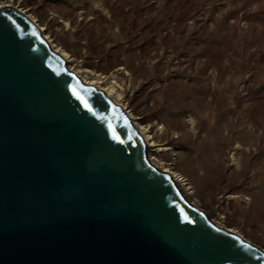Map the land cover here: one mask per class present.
Segmentation results:
<instances>
[{"label":"water","instance_id":"obj_1","mask_svg":"<svg viewBox=\"0 0 264 264\" xmlns=\"http://www.w3.org/2000/svg\"><path fill=\"white\" fill-rule=\"evenodd\" d=\"M0 264H264V251L189 203L126 112L3 5Z\"/></svg>","mask_w":264,"mask_h":264},{"label":"rangeland","instance_id":"obj_2","mask_svg":"<svg viewBox=\"0 0 264 264\" xmlns=\"http://www.w3.org/2000/svg\"><path fill=\"white\" fill-rule=\"evenodd\" d=\"M20 2L119 84L209 219L264 251V0Z\"/></svg>","mask_w":264,"mask_h":264},{"label":"bare ground","instance_id":"obj_3","mask_svg":"<svg viewBox=\"0 0 264 264\" xmlns=\"http://www.w3.org/2000/svg\"><path fill=\"white\" fill-rule=\"evenodd\" d=\"M3 5H10L27 16L39 28L41 35L45 38L49 47L64 58L65 65L70 71L77 75L83 82L92 84L96 88L101 89L114 103L119 105L126 112L145 142L146 156L148 160L159 169L168 172L184 198L192 205L198 207L199 200L196 197L195 188H193L194 186L191 185L187 177L176 170H173V167H171L172 163H167L168 166H165L162 164L163 161H158L157 157L160 156L162 150L166 149L165 147H161V144L159 143V131L154 129V127L150 124H142L141 121L136 120V117L133 116L130 110L126 109L125 95L123 94L119 84H117L113 79L110 80L109 76L93 73L90 69H87L81 63H78L75 58L71 56V54L57 46V44L53 42L55 38L51 37L54 36L51 30H49V28L47 29L46 26L41 25L35 15L30 13L20 0H0V6ZM226 229L236 234H241L231 228ZM244 237L245 236H243V238Z\"/></svg>","mask_w":264,"mask_h":264},{"label":"snow or ice","instance_id":"obj_4","mask_svg":"<svg viewBox=\"0 0 264 264\" xmlns=\"http://www.w3.org/2000/svg\"><path fill=\"white\" fill-rule=\"evenodd\" d=\"M88 105H86V107H87ZM118 138V137H117Z\"/></svg>","mask_w":264,"mask_h":264}]
</instances>
